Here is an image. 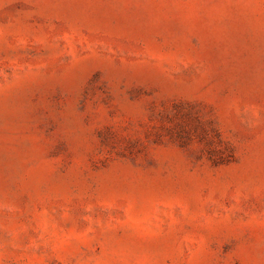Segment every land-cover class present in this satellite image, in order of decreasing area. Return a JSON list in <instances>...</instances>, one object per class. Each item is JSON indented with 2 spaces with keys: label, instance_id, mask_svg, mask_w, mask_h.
<instances>
[{
  "label": "rangeland",
  "instance_id": "374dc122",
  "mask_svg": "<svg viewBox=\"0 0 264 264\" xmlns=\"http://www.w3.org/2000/svg\"><path fill=\"white\" fill-rule=\"evenodd\" d=\"M0 264H264V0H0Z\"/></svg>",
  "mask_w": 264,
  "mask_h": 264
}]
</instances>
